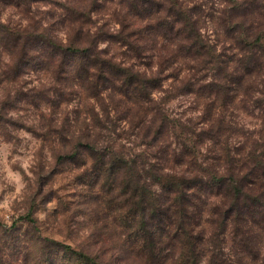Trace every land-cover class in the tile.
<instances>
[{
	"label": "clouds",
	"instance_id": "9594fccd",
	"mask_svg": "<svg viewBox=\"0 0 264 264\" xmlns=\"http://www.w3.org/2000/svg\"><path fill=\"white\" fill-rule=\"evenodd\" d=\"M0 264H264V0H0Z\"/></svg>",
	"mask_w": 264,
	"mask_h": 264
}]
</instances>
